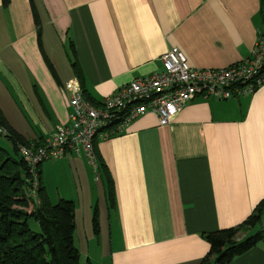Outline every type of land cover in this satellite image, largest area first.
<instances>
[{
    "label": "crops",
    "instance_id": "obj_1",
    "mask_svg": "<svg viewBox=\"0 0 264 264\" xmlns=\"http://www.w3.org/2000/svg\"><path fill=\"white\" fill-rule=\"evenodd\" d=\"M262 7L263 0H10L8 7L0 0V110L30 145L43 143L71 124L66 85L79 81L75 60L87 96L101 104L160 72L162 56L176 47L193 67L247 59ZM94 151L113 183V204L102 177L90 184L97 170L86 155L56 160L75 183V198L58 195L75 203L81 263L201 264L210 252L202 234L243 224L264 201V85L227 101L196 98L166 126L147 113L97 140ZM44 171L42 164L41 179ZM92 188L102 194L101 242ZM263 219L240 239L263 229ZM231 264H264V243Z\"/></svg>",
    "mask_w": 264,
    "mask_h": 264
},
{
    "label": "built area",
    "instance_id": "obj_2",
    "mask_svg": "<svg viewBox=\"0 0 264 264\" xmlns=\"http://www.w3.org/2000/svg\"><path fill=\"white\" fill-rule=\"evenodd\" d=\"M161 62L160 72L136 78L101 104L85 97L77 79L66 85L70 94L71 124L59 128L41 146L32 144L20 148V155L29 167L27 197L34 202L30 203L32 208L40 205L39 168L44 162L60 160L70 154L86 155L95 163L97 140L120 135L147 113L156 114L160 124L166 126L196 98L227 101L253 95L264 85V35L258 34L255 48L247 59L228 67H193L177 47L165 53Z\"/></svg>",
    "mask_w": 264,
    "mask_h": 264
},
{
    "label": "trees",
    "instance_id": "obj_3",
    "mask_svg": "<svg viewBox=\"0 0 264 264\" xmlns=\"http://www.w3.org/2000/svg\"><path fill=\"white\" fill-rule=\"evenodd\" d=\"M2 1L5 7L9 6L10 0ZM262 8V27L258 32L260 35H264V0ZM34 14L36 17V12ZM72 67L85 97L93 102L86 94L83 72L77 60ZM0 130L6 132L5 137L11 139L16 153L11 155L0 147V264H82L81 254L75 244V203L60 199L53 205L39 172L40 205H35L29 211L30 200L27 193L30 188V172L20 155V148L27 147L30 142L9 125L1 110ZM34 144L41 146L43 143ZM94 154L96 170L105 180L109 201L113 204L114 187L110 175L102 158L96 151ZM263 215L264 201L243 224L202 234V238L210 245V252L201 264H231L260 243H264V229L240 239L242 234L261 225ZM31 219L39 224V233L30 228ZM93 223L98 235V210L95 211Z\"/></svg>",
    "mask_w": 264,
    "mask_h": 264
},
{
    "label": "rangeland",
    "instance_id": "obj_4",
    "mask_svg": "<svg viewBox=\"0 0 264 264\" xmlns=\"http://www.w3.org/2000/svg\"><path fill=\"white\" fill-rule=\"evenodd\" d=\"M67 53H68V51H67ZM5 104H6L5 109L7 110V113H9V115H10V111L8 109V106H10V105L7 103H5ZM2 131L3 130H0V147L3 148L4 150H6L9 154L16 155L13 142L11 141L10 138L5 137L6 134H4ZM60 163L61 162H58V161H47V162L43 163V166L46 167V173H45V171L42 172V180H43L44 186L47 190L50 201L53 205H56L60 201V199H64V198L59 197L58 192H59V194L60 193L65 194L67 196V198H75V196H76L75 183L72 180L71 176L69 175V173L67 171L68 169L66 167L60 168V165H59ZM96 177H101V176L98 174V172L94 173L93 170L90 169V180L89 181H90L91 185L93 183L92 180H94ZM101 180H102L103 184L100 183V185L101 186L103 185L102 187L106 188V184H105L104 179L101 178ZM103 188H102V192L104 193V191H105V197H106V200L108 202L109 201L108 200V198H109L108 197V191L105 190V188L104 189ZM92 192H93V195L95 196L94 201L96 200V202L93 205V210H94L93 211V217H94L95 211L99 209V206H97L98 200H97L96 195L102 196V194H101L100 190H96L94 188H92ZM106 192H107V196H106ZM63 194H61V195H63ZM64 200L72 201L71 199H64ZM30 203L32 205L34 204L33 201H30ZM31 204H30V207L28 208L29 211L32 210ZM99 215H100V210H98V219H99ZM29 224H30V228L34 232L39 233L41 231L39 224L35 220L31 219ZM261 228L264 229V219H263ZM94 234H95V238L97 239V237H99V240L98 239L97 240L99 242H101V239H102L100 236L101 234L99 233L97 235L95 233V230H94ZM100 248H102V246H100ZM91 249H92V246H91ZM79 250H80V248H79ZM107 261L109 262L108 259H107Z\"/></svg>",
    "mask_w": 264,
    "mask_h": 264
}]
</instances>
